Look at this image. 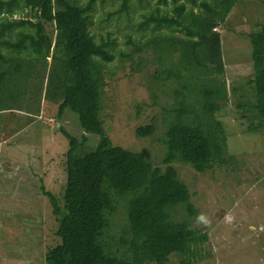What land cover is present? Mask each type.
<instances>
[{"label": "trees", "instance_id": "16d2710c", "mask_svg": "<svg viewBox=\"0 0 264 264\" xmlns=\"http://www.w3.org/2000/svg\"><path fill=\"white\" fill-rule=\"evenodd\" d=\"M239 1L243 0H158L154 8L158 16L144 17L155 23V30L165 26L184 33L166 39V51L178 61L167 76L178 84L174 89L178 101L163 141L165 167L159 168L144 154L114 145L101 120L104 70L114 60V46L110 40L97 42L90 32L99 0L85 4L0 0V45L7 54L0 53V106L7 97V83L37 76L42 93L46 73L43 91L59 102L58 117L66 111L75 113L84 132L77 138L61 129L69 142L63 205L41 186L57 222L58 242L48 249L46 264H168L172 254L188 256L201 249L207 235L192 228L188 220L173 218L179 206L190 216L196 214L189 189L173 164H188L203 173L214 163L225 164L227 154L229 158L224 125L215 117L229 96L223 79L222 36L216 28ZM131 2L121 0L117 14L129 12ZM170 5L169 11L162 9ZM19 10H30L36 21L12 19ZM145 25L146 21L141 27ZM247 38L255 98L246 106L251 113L248 128L264 134V31L250 32ZM23 74L25 78L18 79ZM9 97L15 99L14 94ZM4 110L9 108L0 107ZM155 130L149 123L137 127L135 134L149 137ZM89 135L97 141L86 149ZM120 203L126 227L119 239L122 251L117 253L108 230Z\"/></svg>", "mask_w": 264, "mask_h": 264}, {"label": "rangeland", "instance_id": "374dc122", "mask_svg": "<svg viewBox=\"0 0 264 264\" xmlns=\"http://www.w3.org/2000/svg\"><path fill=\"white\" fill-rule=\"evenodd\" d=\"M157 1L132 0L129 12L118 15L121 0H99L90 32L97 42L110 40L114 46V60L104 70L100 113L109 138L114 145L144 154L154 167L164 168L166 126L178 101L174 93L178 84L167 79L178 61L166 51V39L184 33L165 26L155 30V23L144 18L158 16ZM21 18L36 21L30 10H19L12 17ZM144 21L147 25L141 27ZM47 30L54 37L51 25ZM216 30L222 36L223 79L229 96L215 117L224 125L229 158L227 154L225 164L214 163L203 173L188 164H173L196 213L190 216L179 206L173 218L188 220L207 240L191 255H170L168 264H264V134L249 130L251 113L246 108L255 102L247 34L264 31L262 0L239 1ZM0 53L7 55L1 45ZM39 82L34 76L7 83L8 98L0 106L9 108L0 111V264H46L48 249L58 242L57 222L41 186L63 205L69 142L61 129L77 138L84 133L75 113L66 111L58 117L59 102L43 90L40 93ZM13 94L15 99L9 97ZM149 123L155 125L154 134L137 137L136 128ZM89 136L86 149L97 141ZM125 227V208L120 203L108 230L117 253L122 251L119 239Z\"/></svg>", "mask_w": 264, "mask_h": 264}, {"label": "clouds", "instance_id": "9594fccd", "mask_svg": "<svg viewBox=\"0 0 264 264\" xmlns=\"http://www.w3.org/2000/svg\"><path fill=\"white\" fill-rule=\"evenodd\" d=\"M199 219H203V217H200Z\"/></svg>", "mask_w": 264, "mask_h": 264}]
</instances>
